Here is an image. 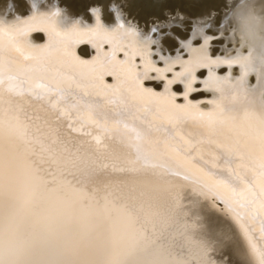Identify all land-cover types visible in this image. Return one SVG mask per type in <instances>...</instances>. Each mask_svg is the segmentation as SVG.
Returning <instances> with one entry per match:
<instances>
[{"label":"snow or ice","instance_id":"obj_1","mask_svg":"<svg viewBox=\"0 0 264 264\" xmlns=\"http://www.w3.org/2000/svg\"><path fill=\"white\" fill-rule=\"evenodd\" d=\"M91 11L93 24L81 26L77 21L67 28L55 23L59 9L48 12L33 6L26 16L0 15V134L7 127L25 136L28 129L17 112L4 108L5 95L17 101L25 94H56L63 100L73 89L85 97L94 94V101L85 105L87 119L96 123L103 109L123 118L116 121L117 131L122 124L128 134L121 142L130 150L128 163L136 166L131 171L158 168L169 173L179 168L176 175L193 185L192 195L207 192L223 204V217L218 228L197 233L187 222L188 212L178 193H168L155 211L151 202L142 199L143 193L140 197L130 193L132 200L140 199L146 219L140 223L129 212L127 225L111 239L86 233L62 245L43 233L24 236L14 222L7 229L0 224V264H217L214 255L225 249L239 264H264V105L256 102L257 96L264 95V50L254 55L252 47L247 55L221 61L207 54L208 39L198 46L189 41L184 44L187 58L160 55L161 66L153 59L150 33L141 36L124 23L106 28L98 10ZM255 20L241 6L226 14L225 22L239 25ZM34 33L44 34L45 40L29 46L25 41ZM82 44L92 49L86 59L77 54ZM18 57L31 64L21 67ZM222 64L242 66L234 83L209 71L199 80L203 87H194L198 70ZM49 73L52 83L32 86V74ZM251 73L255 83L245 85V76ZM106 77L113 82L107 83ZM173 85L182 90L174 91ZM200 91L219 93L217 99L206 101L212 105L208 110L198 106L205 101L189 99ZM178 98L184 103H178ZM190 125L198 130L195 134H185ZM161 132L163 136H156ZM151 216L162 218V230ZM177 234L185 240L178 256ZM221 264H228L227 257Z\"/></svg>","mask_w":264,"mask_h":264},{"label":"bare ground","instance_id":"obj_2","mask_svg":"<svg viewBox=\"0 0 264 264\" xmlns=\"http://www.w3.org/2000/svg\"><path fill=\"white\" fill-rule=\"evenodd\" d=\"M7 1L0 0V15L6 19H10L11 15L15 14L26 16L31 11L29 5L24 9L25 11L23 9L21 11V6L14 2L15 13H6L4 10L8 5ZM79 1L85 6L87 13H69L73 17L83 16L89 24H93L95 13L90 9H97L100 21L106 28L111 29L118 23H124L126 27L138 30L141 36L150 33L154 41L151 48L156 54L153 59L163 66L158 57L160 55L172 58L178 55L182 57L181 52L177 49L184 50V44L191 41L193 33H203L209 28L211 22L208 23V17L211 16L212 10L219 11L223 24L226 14L231 15L227 11H232L237 4L244 0ZM47 2L49 3L48 0ZM229 2L231 3L230 8L228 7ZM258 2L257 11H262L260 14L253 11L252 14L256 17L255 21H247L239 25L232 23L231 25L234 26L233 30L235 27L237 28L235 31L239 32V36H237L239 39L235 38L243 46H247V52L252 47L256 48L254 55H258L264 50V36L262 38L259 35L261 32L264 34V0H258ZM22 5L24 7V4ZM183 5L185 7H182ZM64 7L67 5L65 4ZM178 7L193 17L190 21L192 28L183 38L177 35L176 39L178 40L172 38L162 40L160 39L159 26L155 33L151 32L154 21L149 23L150 17H155L154 20L158 21L165 18L166 9L177 10ZM225 8L227 11H223ZM244 8L247 9L246 6ZM50 9L51 7L46 9L44 5H41V10L48 11ZM216 16L212 21L215 22L219 18ZM78 22L81 26H86L82 21ZM71 24L60 27L67 28ZM166 26L168 30V25L166 24ZM231 26L229 27L231 28ZM250 32L253 35L250 36ZM223 37L225 38V36ZM44 40V34L34 33L26 39L25 43L29 46H37ZM209 44L211 45V43ZM211 52L213 53L212 49ZM221 53L223 54V52ZM77 54L82 58H88L92 55L91 46L79 45ZM223 58L229 59L230 57L226 55ZM18 61L21 67L31 64V61H24L22 57H18ZM177 69L179 70L178 65L175 66V70ZM242 70V66L239 65L234 73H229L225 77L230 81H235ZM249 75L245 76V80H250ZM105 80L107 83L113 82L108 77ZM52 81L51 73L43 77L36 74L31 75L32 86L50 84ZM64 86L68 85L65 83ZM173 90L181 91L182 86L173 85ZM193 97L197 98L196 94L189 96V99L196 102L208 100L207 98L196 100ZM210 97V100L217 99L219 93L214 92ZM94 99V94L85 97L82 91L75 89H73L72 95L63 100L56 94L43 96L25 94L17 101L10 100L5 95L4 108L6 110L11 108L17 112L20 119L28 125V129L25 136L11 133L7 127L0 134V224H3L7 229L9 223L14 222L18 233L24 236L43 233L62 245L73 239H80L86 233L92 236L103 235L105 238L111 239L127 225L129 212L138 217L140 223L146 219L140 209V199L132 200L129 196L130 193L137 197L143 193L142 199L153 204L152 211L163 204L168 193H178L182 198L185 211L188 212L187 222L192 226L191 230L199 233L218 228V222L224 214L223 204L215 201L207 192L201 195H192L193 185L185 181L182 175H176V172L181 171L179 168H174L169 173L158 168L131 171L136 166L128 163L131 153L126 144L121 142V138H126L128 134L122 124L119 125V131H117L116 121L123 118L110 109H103L96 123L89 122L85 105L92 103ZM177 102L184 103L182 98H178ZM256 102L259 105L264 104L257 98ZM198 106L203 110L212 107L211 104L204 102L199 103ZM128 119L130 122L132 121L131 116ZM149 119L151 118L149 117ZM134 123L139 124L140 121L136 120ZM197 131L195 126L191 125L184 129L185 134H195ZM163 135V132L156 134L158 137ZM233 167L236 165L234 164ZM120 169H124V171H120ZM151 220L156 223L158 231L163 229L161 217L151 216ZM149 228H151V224H149ZM183 243H185L184 238L177 234L174 249L177 256L181 252L180 245ZM225 257L228 259V264H239L230 249H225L223 253L216 254L213 258L217 264H221Z\"/></svg>","mask_w":264,"mask_h":264},{"label":"rangeland","instance_id":"obj_3","mask_svg":"<svg viewBox=\"0 0 264 264\" xmlns=\"http://www.w3.org/2000/svg\"><path fill=\"white\" fill-rule=\"evenodd\" d=\"M7 1V0H6ZM13 2V4H14V2L15 3H17V4H19L20 6H21V11H23L24 9H26V7L28 6V4H27V2H26V0H12ZM37 2H39L38 0H36ZM49 1V5H52V7H51V9L50 10H48V12L49 11H53V10H55L56 8H60V7H64V5L66 4L67 5V7H64L65 9H67V11H68V13H70V14H75V13H81V14H85V13H87V10H86V8H85V6L79 1V0H56V4L54 3V0H48ZM8 2V1H7ZM256 2V0H244L243 2H240L239 4H237L236 5V7L238 8V7H241V6H243V7H247V11H249V12H251V13H253V11L255 10V11H257L258 10V7H257V5H258V0H257V2ZM254 3V4H253ZM22 4H24V7H23V5ZM248 6H249V8H248ZM254 6V7H253ZM182 7H185V5H183ZM233 8V10L231 11V10H228L227 11V8H225V9H223V11H227L228 12V14H230L231 12H233V11H235V10H237V8ZM23 9V10H22ZM177 10H170V9H166V13H165V18H161L160 20H154V19H156L155 17H150L149 18V23H151L152 22V20L154 21V23H153V25H154V27H156L157 28V26H159V31H161L160 32V39H165V38H167V39H174V40H178V39H176L177 38V35H180V36H182V38L186 35V33H188L189 31H190V28H192V24L190 23V21H192V19H193V17L192 16H190V15H187L186 13H185V11H183L181 8H176ZM235 9V10H234ZM253 9V10H252ZM25 11V10H24ZM262 11V10H261ZM261 11H257L259 14H260V12ZM83 12H85V13H83ZM212 14H211V16H209V17H211V18H209L208 17V23H210L211 22V24H210V26H209V24L207 25V27L209 26V28H207V30L205 31V32H203V33H193L192 35H191V43L193 44V45H197L198 46V44L199 45H201L202 44V42H204V40L205 39H208V41H209V43H211V45L209 44V43H207V44H205V50L207 51V54L211 57V58H213V59H219V60H221V61H232V60H234L236 57H238V56H244V55H247V51H246V47L247 46H243V44L240 42V41H238V39H239V37H237V36H239L238 35V31H235V30H237V28L235 27L234 28V30H233V28L232 27H234V26H231L232 25V23H226V22H224L223 23V26L225 27V26H227V27H223L222 26V19H221V16L222 15H220L219 14V11L217 10V9H214V10H212V12H211ZM218 16L219 18L217 19V20H215V22L214 21H212V20H214V18H215V16ZM216 16V17H217ZM167 20V21H166ZM161 21H164V22H161ZM217 21V22H216ZM226 21V20H225ZM213 22V23H212ZM166 24L168 25V30H167V26H166ZM214 24H216L215 26H213ZM221 25V26H220ZM229 26H231V28L229 27ZM217 28V30H215ZM229 28V29H228ZM211 29V30H210ZM215 30V31H214ZM218 30H220V31H218ZM225 30H227L226 32H225ZM232 30V31H231ZM208 31H210V32H208ZM223 31V32H222ZM229 31V32H228ZM231 31V32H230ZM207 32V33H206ZM215 32H218V33H215ZM221 32V33H220ZM235 34V33H237V34H233V33ZM155 33V32H154ZM210 35H209V34ZM215 33V34H214ZM223 33V34H222ZM232 33V34H231ZM195 34H196V36H195ZM214 34V36L215 35H217V36H215V37H219V39H215L214 41H213V39H211L210 37H214V36H212ZM231 34V35H230ZM225 36V38L223 37V36ZM234 35V37H232ZM260 37H262L263 38V36H264V34L261 32L260 34ZM208 36V37H207ZM229 36H231V37H229ZM238 38V39H236V38ZM233 39V41H231L232 39ZM231 39V40H230ZM236 39V40H235ZM181 40V39H180ZM194 40V41H193ZM199 40V41H198ZM220 40H221V42H220ZM226 40V41H225ZM171 41V40H170ZM182 42V41H181ZM199 42V43H198ZM232 42H233V44H232ZM195 43V44H194ZM216 43V44H215ZM237 44V45H234V44ZM225 44V45H224ZM231 44V45H230ZM240 44V45H239ZM222 45H224V46H222ZM208 46V47H207ZM213 46V47H212ZM242 47V48H241ZM223 48V49H222ZM238 48V49H237ZM172 50H173V47L171 48ZM211 49H212V51H213V53H214V55H213V53L211 52ZM217 49V50H216ZM229 49V50H228ZM175 50V49H174ZM179 52H181V55H182V57H183V55H185L183 58H187V56H188V52H187V50L186 49H184V50H181V48H178L177 49ZM210 51V52H209ZM214 51H216V52H214ZM229 51H231V52H229ZM221 52H223V54L221 53ZM184 53V54H183ZM210 53V54H209ZM226 53V54H225ZM232 53V54H231ZM235 53V54H234ZM239 53H241V54H239ZM216 54H217V56H216ZM239 54V55H238ZM226 55H227V57L229 56L230 58L228 59V58H223V56H225L226 57ZM220 66V67H219ZM237 66V67H236ZM179 67V66H178ZM226 67V68H225ZM228 67V68H227ZM239 67V65L238 64H222V65H213V66H211L209 69L211 70V72L212 73H215L216 75H219V76H221V77H225L227 74H229V73H234L235 72V70L237 69ZM215 68H217V69H215ZM220 68H223V69H220ZM209 69H200V70H198V72H197V76H198V78H201V79H198V82L194 85V87H196V85H197V87L196 88H201V87H203V85L201 84V83H199V80H203V79H205L206 78V76H208V70ZM178 70V69H177ZM204 72H203V71ZM225 70V71H224ZM208 71V72H207ZM215 71H217V72H215ZM219 71V72H218ZM228 71H230V72H228ZM206 72V73H205ZM221 72V73H220ZM228 72V73H227ZM198 73H203V74H198ZM220 73V74H219ZM170 74V73H169ZM169 76H171V74L169 75ZM201 76V77H200ZM205 77V78H204ZM249 77H250V80H245L244 79V84L245 85H248V86H251V84H252V82L253 83H255L254 81H255V73H251L250 75H249ZM252 78V79H251ZM230 81V80H229ZM236 81V80H235ZM234 80L233 81H230V82H235ZM203 92H205V93H203ZM210 92V93H209ZM195 94H196V97L197 98H194V99H196V100H199V99H203V98H207L208 100H210V96H211V94L212 93H214V91H200V92H194ZM195 94H193V93H191L189 96L191 97V96H194ZM198 95V96H197ZM203 96L202 98L200 97V96ZM206 95V96H205ZM208 95V96H207ZM262 96V97H261ZM257 99H258V101H262V104H263V100H264V95H259V96H257ZM203 101H205L204 103H207L206 102V100H203ZM264 105V104H263Z\"/></svg>","mask_w":264,"mask_h":264},{"label":"clouds","instance_id":"obj_4","mask_svg":"<svg viewBox=\"0 0 264 264\" xmlns=\"http://www.w3.org/2000/svg\"><path fill=\"white\" fill-rule=\"evenodd\" d=\"M26 2L29 5L30 9L33 6H35L37 9L41 10V5H44L46 9L52 7V5H49L47 3V0H39V2H36V0H26ZM54 3L56 4V0H54ZM58 9H59V14L54 17V20H55V23L58 24L59 26H63L69 23L77 22V21H82L83 24L86 26L89 25L88 21L85 20L83 16L73 17L68 13L67 9L65 8H58ZM4 11L6 13H15V5L12 3V0H8V5Z\"/></svg>","mask_w":264,"mask_h":264}]
</instances>
